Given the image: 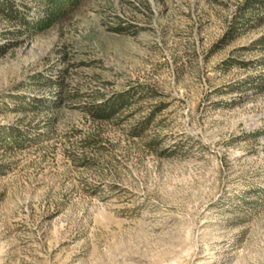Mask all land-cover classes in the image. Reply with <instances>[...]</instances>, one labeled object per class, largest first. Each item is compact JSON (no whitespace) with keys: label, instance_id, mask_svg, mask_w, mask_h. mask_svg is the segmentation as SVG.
I'll return each mask as SVG.
<instances>
[{"label":"rangeland","instance_id":"obj_1","mask_svg":"<svg viewBox=\"0 0 264 264\" xmlns=\"http://www.w3.org/2000/svg\"><path fill=\"white\" fill-rule=\"evenodd\" d=\"M246 1L0 14V264H264V20L228 34Z\"/></svg>","mask_w":264,"mask_h":264},{"label":"trees","instance_id":"obj_2","mask_svg":"<svg viewBox=\"0 0 264 264\" xmlns=\"http://www.w3.org/2000/svg\"><path fill=\"white\" fill-rule=\"evenodd\" d=\"M35 1L37 6L34 13L32 12L33 14H31V8L28 4L21 2L20 4L22 6L19 7L18 4L11 0H0V14L6 16L10 20L20 22L27 29L32 30V32L42 31L57 22L60 18L64 17L70 10L76 7L80 0ZM244 7V11L239 16L241 18L234 19L233 24L229 26L230 32L228 34L230 39L238 36L243 30L242 27L248 26L251 21L253 22V20H256V23L260 24L264 20V16H258V18H255L253 16H247L246 14L247 12L255 13L257 11H264V0H247ZM263 76V74L258 75V80H263ZM249 83L255 82L250 79ZM256 85L261 86L262 84L260 83ZM133 90L134 89H129L127 91L120 92L105 101L87 105L85 109L94 119H108L115 114L120 106L125 105L134 99L135 91ZM17 131L18 130L16 128H10L0 135L4 138L5 143L16 144L19 139V133L17 134Z\"/></svg>","mask_w":264,"mask_h":264}]
</instances>
